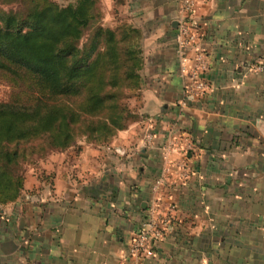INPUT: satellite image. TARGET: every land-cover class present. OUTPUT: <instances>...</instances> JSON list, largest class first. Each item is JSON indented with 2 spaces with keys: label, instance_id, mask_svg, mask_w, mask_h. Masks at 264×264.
I'll use <instances>...</instances> for the list:
<instances>
[{
  "label": "crops",
  "instance_id": "crops-1",
  "mask_svg": "<svg viewBox=\"0 0 264 264\" xmlns=\"http://www.w3.org/2000/svg\"><path fill=\"white\" fill-rule=\"evenodd\" d=\"M97 1L140 32L139 119L86 163L56 164L20 215L1 205L0 264H264V0H193L194 47L207 60L199 98L182 92L179 0ZM162 169L160 208L172 202L174 219L129 257Z\"/></svg>",
  "mask_w": 264,
  "mask_h": 264
},
{
  "label": "trees",
  "instance_id": "trees-1",
  "mask_svg": "<svg viewBox=\"0 0 264 264\" xmlns=\"http://www.w3.org/2000/svg\"><path fill=\"white\" fill-rule=\"evenodd\" d=\"M96 3L0 0V204L22 188L20 161L79 137L107 145L139 119L128 101L140 96V32L94 23Z\"/></svg>",
  "mask_w": 264,
  "mask_h": 264
},
{
  "label": "built area",
  "instance_id": "built-area-1",
  "mask_svg": "<svg viewBox=\"0 0 264 264\" xmlns=\"http://www.w3.org/2000/svg\"><path fill=\"white\" fill-rule=\"evenodd\" d=\"M194 1L179 0L178 14L175 18L176 26L174 33V43L178 56L179 76L182 79V92L186 98L202 97L208 90V84L202 74L207 69L205 53L194 47L197 37L193 20ZM257 65L255 68L259 69ZM172 144L164 146L162 150L163 159H167ZM178 168L177 179L184 180L187 169L183 161L176 163ZM165 169L161 170V175L157 176L151 183L150 191L153 195L148 215L144 217L140 227L132 234L127 255L137 258L147 254L153 244L159 241L165 234L169 224L174 219L175 206L168 202L164 208H160V198L156 196L163 179L167 180L168 174ZM166 176V177H165Z\"/></svg>",
  "mask_w": 264,
  "mask_h": 264
},
{
  "label": "rangeland",
  "instance_id": "rangeland-1",
  "mask_svg": "<svg viewBox=\"0 0 264 264\" xmlns=\"http://www.w3.org/2000/svg\"><path fill=\"white\" fill-rule=\"evenodd\" d=\"M53 1H55L58 4H66L70 0H53ZM4 8L6 9L8 7L5 6ZM96 8L98 15L94 23H99L102 25H113L114 23H116L117 12H114L113 10H109V11L105 10L104 5L101 4L99 1H97L96 3ZM9 91H10L9 86L5 82L0 81V101H6L8 99ZM128 102L131 106H135L137 110V108H139L140 98L138 99L131 98ZM107 145H102L100 147H104ZM97 146L99 145H92L91 143L85 141L82 137H79L76 139V141L73 143L72 146L64 150H53L46 153L42 157L30 156L26 160L20 161L18 168L22 171L23 174L22 188L20 189L17 198L14 200V203H11L13 202L11 201L4 204H0V209H1V205H3L4 208L8 210L13 209L14 207L15 210L19 211L18 213L20 215V211H22L23 205L25 206L29 203L33 205L37 203L38 190L39 188H41L40 184H44L45 180L50 181V179L53 178L56 164L71 162L73 160V156L75 157V161L86 163L88 158L92 159L94 148H97ZM164 172L166 175L168 174L166 169ZM160 175L161 174H157V176ZM178 181L182 182L184 180H178ZM165 188H166V179L164 178L162 185L159 187L158 193L156 194L158 198L161 199V197L165 195L169 197V194L165 193L164 191ZM152 198L153 195L151 194V201Z\"/></svg>",
  "mask_w": 264,
  "mask_h": 264
},
{
  "label": "water",
  "instance_id": "water-1",
  "mask_svg": "<svg viewBox=\"0 0 264 264\" xmlns=\"http://www.w3.org/2000/svg\"><path fill=\"white\" fill-rule=\"evenodd\" d=\"M171 25H172L173 27H175V26H176V21H173V22L171 23Z\"/></svg>",
  "mask_w": 264,
  "mask_h": 264
}]
</instances>
